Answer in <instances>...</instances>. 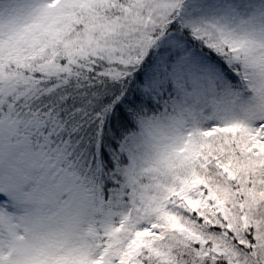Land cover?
<instances>
[{"label":"snow or ice","instance_id":"snow-or-ice-1","mask_svg":"<svg viewBox=\"0 0 264 264\" xmlns=\"http://www.w3.org/2000/svg\"><path fill=\"white\" fill-rule=\"evenodd\" d=\"M0 264H264V0H0Z\"/></svg>","mask_w":264,"mask_h":264}]
</instances>
